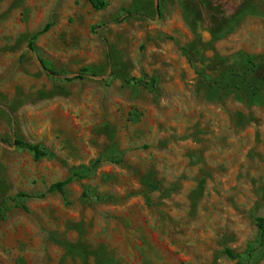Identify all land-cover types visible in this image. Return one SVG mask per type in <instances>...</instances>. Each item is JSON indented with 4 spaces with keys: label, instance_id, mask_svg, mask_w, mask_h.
I'll use <instances>...</instances> for the list:
<instances>
[{
    "label": "rangeland",
    "instance_id": "obj_1",
    "mask_svg": "<svg viewBox=\"0 0 264 264\" xmlns=\"http://www.w3.org/2000/svg\"><path fill=\"white\" fill-rule=\"evenodd\" d=\"M106 2L0 0V264H264V0Z\"/></svg>",
    "mask_w": 264,
    "mask_h": 264
},
{
    "label": "trees",
    "instance_id": "obj_2",
    "mask_svg": "<svg viewBox=\"0 0 264 264\" xmlns=\"http://www.w3.org/2000/svg\"><path fill=\"white\" fill-rule=\"evenodd\" d=\"M88 1H89L90 5L92 6V8L95 10H98V11L103 10L107 7L106 0H88ZM39 64H40L41 68L45 72H47L49 75L56 76L55 73H53L52 71L47 69V65L45 62L40 60ZM83 73H86V71H83ZM82 78H83V75L81 74V75H77V76L69 79V81L80 80ZM15 146H17L18 148H23L25 150H28L29 152L33 153V155L36 158H41V157L45 156V153L40 149L39 146L31 145V144H28V143L23 142V141H16ZM65 185H66V183H64V182L57 183V184L50 187L49 192H57L59 194H62L63 188L65 187ZM257 227H258L259 231L261 232V234H264V219L263 218H260L257 220Z\"/></svg>",
    "mask_w": 264,
    "mask_h": 264
}]
</instances>
